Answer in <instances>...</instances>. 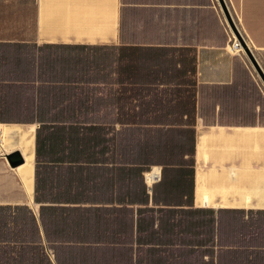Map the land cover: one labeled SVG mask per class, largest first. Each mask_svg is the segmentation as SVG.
<instances>
[{
    "label": "crops",
    "instance_id": "crops-1",
    "mask_svg": "<svg viewBox=\"0 0 264 264\" xmlns=\"http://www.w3.org/2000/svg\"><path fill=\"white\" fill-rule=\"evenodd\" d=\"M227 2L264 71V0ZM233 41L218 0H0V206L41 264H264V82ZM188 94L191 124L134 121Z\"/></svg>",
    "mask_w": 264,
    "mask_h": 264
},
{
    "label": "rangeland",
    "instance_id": "rangeland-1",
    "mask_svg": "<svg viewBox=\"0 0 264 264\" xmlns=\"http://www.w3.org/2000/svg\"><path fill=\"white\" fill-rule=\"evenodd\" d=\"M36 230L28 207L0 206V264H41L31 245Z\"/></svg>",
    "mask_w": 264,
    "mask_h": 264
},
{
    "label": "trees",
    "instance_id": "trees-1",
    "mask_svg": "<svg viewBox=\"0 0 264 264\" xmlns=\"http://www.w3.org/2000/svg\"><path fill=\"white\" fill-rule=\"evenodd\" d=\"M164 96L154 95L149 100L148 105L142 110L135 111L134 121L137 123L138 121H142L143 118L145 121H149L150 123H158L159 121H173V117L176 114L177 120H182L183 124H191L194 121L195 115V99L193 95H182L177 96V105L173 104L175 96H165V104H162ZM121 113V112H120ZM124 117L126 112H122ZM185 115L187 118H185ZM181 116V118H180ZM130 119V117H129ZM124 120H126L124 118ZM183 143L182 149L184 154L189 153L190 155H194L195 153V132L194 129L184 128L183 129ZM184 162L186 160L184 159ZM190 164H194V158L190 159Z\"/></svg>",
    "mask_w": 264,
    "mask_h": 264
},
{
    "label": "water",
    "instance_id": "water-1",
    "mask_svg": "<svg viewBox=\"0 0 264 264\" xmlns=\"http://www.w3.org/2000/svg\"><path fill=\"white\" fill-rule=\"evenodd\" d=\"M220 3V6L223 10L224 16L227 20L228 25L230 26L231 30L233 31L235 37L237 38V40L239 41L241 47L243 48V50L245 51V53L247 54V56L249 57V59L251 60L252 64L254 65L256 71L258 72L259 76L261 77V79L264 82V71L262 69V67L260 66L252 48L249 46L246 38L244 37L241 29L239 28L236 19L230 9V6L227 2V0H218ZM7 159L9 161V164L12 167H17L21 164H23L25 162V157L24 155L20 152V151H15L11 154H7Z\"/></svg>",
    "mask_w": 264,
    "mask_h": 264
},
{
    "label": "bare ground",
    "instance_id": "bare-ground-1",
    "mask_svg": "<svg viewBox=\"0 0 264 264\" xmlns=\"http://www.w3.org/2000/svg\"><path fill=\"white\" fill-rule=\"evenodd\" d=\"M233 36H234V41L232 42V46H233L234 48H237V49H241V50H242V47H241L239 41L237 40V38L235 37L234 33H233ZM148 176H149V178H151L152 174H149V173H148ZM147 178H148V177H147Z\"/></svg>",
    "mask_w": 264,
    "mask_h": 264
},
{
    "label": "built area",
    "instance_id": "built-area-1",
    "mask_svg": "<svg viewBox=\"0 0 264 264\" xmlns=\"http://www.w3.org/2000/svg\"><path fill=\"white\" fill-rule=\"evenodd\" d=\"M242 49H243V48H242ZM145 176H148V175L146 174ZM152 178H154V177L152 176Z\"/></svg>",
    "mask_w": 264,
    "mask_h": 264
}]
</instances>
